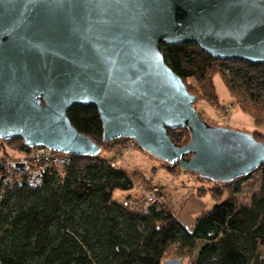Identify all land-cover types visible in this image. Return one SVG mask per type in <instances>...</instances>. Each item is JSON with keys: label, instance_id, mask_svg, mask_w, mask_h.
Masks as SVG:
<instances>
[{"label": "water", "instance_id": "obj_1", "mask_svg": "<svg viewBox=\"0 0 264 264\" xmlns=\"http://www.w3.org/2000/svg\"><path fill=\"white\" fill-rule=\"evenodd\" d=\"M185 43L264 65V0H0V140L95 156L100 145L68 118L94 106L104 144L132 139L212 182L247 176L264 166V142L204 122L160 51ZM183 128L190 140L179 146L168 131Z\"/></svg>", "mask_w": 264, "mask_h": 264}, {"label": "trees", "instance_id": "obj_2", "mask_svg": "<svg viewBox=\"0 0 264 264\" xmlns=\"http://www.w3.org/2000/svg\"><path fill=\"white\" fill-rule=\"evenodd\" d=\"M160 51L188 91L193 80L212 105L219 104L213 78L220 74L241 110L264 128V65L218 61L195 43L162 44ZM68 118L100 145L99 154L70 155L62 173L48 168L37 187L25 176L19 181L18 174H7V160L0 159V264H164L172 248L189 264H264V166L229 183L198 176L221 189L209 190L218 203L188 230L163 203L143 208L130 198L114 197L135 188L138 172L129 173L101 155L104 130L96 107L74 106ZM168 135L179 146L190 139L187 128ZM252 135L264 142L262 133ZM12 141L28 151L22 139ZM123 142L117 139L108 147ZM139 174L158 188L157 196L163 193L160 185ZM250 182L253 193L239 203Z\"/></svg>", "mask_w": 264, "mask_h": 264}, {"label": "rangeland", "instance_id": "obj_3", "mask_svg": "<svg viewBox=\"0 0 264 264\" xmlns=\"http://www.w3.org/2000/svg\"><path fill=\"white\" fill-rule=\"evenodd\" d=\"M224 62L228 63L232 61ZM229 64L236 67L242 66L240 63ZM213 81L219 97L218 105H212L202 98L201 91L196 87L195 82L189 80V83L194 87L191 89V93L196 97L194 107L204 122L211 127L222 126L248 134H254L258 131L264 135V128L256 127L253 118L241 110L235 98L230 94L222 76L215 74ZM121 139L124 141L120 144L121 147L119 145L108 147V143L110 142L103 144L104 149L101 155L111 157L117 167L123 168L129 173L135 171L138 173L134 174L135 188L130 191H117L114 194L116 199L124 201L130 198L139 203L143 208H147L149 203L146 195L152 193L156 199L161 200L163 204L167 205L171 213L188 230L193 229L196 219L203 212L211 210L218 203L217 199H214L212 194L209 193V190L212 188L221 189L219 186L206 182L193 173L183 171L178 166H171L172 168H169L168 164L140 149L134 140ZM31 149L28 147L27 152L30 153ZM28 156L27 154L25 155V151L20 149L19 143L12 140H0V159L5 158L8 163L11 162V165H13L24 163ZM139 173L151 178L152 183L160 185L163 193L157 196L155 190L158 188L151 187L150 183L146 182ZM255 179H258V177ZM252 183L250 182L244 186V192L239 197V203L246 201L253 193L254 188ZM225 198L226 195H224L222 200H225ZM170 259H179L177 258L176 248H172L167 255V260ZM181 260L182 264H189L187 258Z\"/></svg>", "mask_w": 264, "mask_h": 264}, {"label": "built area", "instance_id": "obj_4", "mask_svg": "<svg viewBox=\"0 0 264 264\" xmlns=\"http://www.w3.org/2000/svg\"><path fill=\"white\" fill-rule=\"evenodd\" d=\"M26 154L29 156L26 158L24 163L11 165V162L8 163V161H6L5 166L8 172L7 174H18L19 181L25 176L29 183L35 187L42 183V177L48 168L54 166L60 173H62L64 166L68 165L70 161V155L60 152H53L45 147L32 148L31 152H25V155ZM155 191L156 194L158 189ZM146 199L149 205L160 206L162 204L161 200L156 199L152 193L147 194Z\"/></svg>", "mask_w": 264, "mask_h": 264}]
</instances>
